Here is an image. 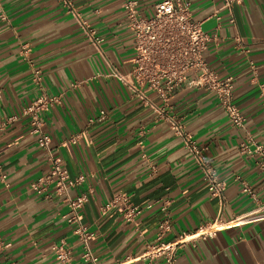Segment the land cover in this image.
<instances>
[{
  "label": "crops",
  "instance_id": "obj_1",
  "mask_svg": "<svg viewBox=\"0 0 264 264\" xmlns=\"http://www.w3.org/2000/svg\"><path fill=\"white\" fill-rule=\"evenodd\" d=\"M65 1L70 5L0 0V239L8 244L0 264H60L52 245L61 240L74 264H92L81 260L62 197L52 185L41 193L30 189L50 165L23 113L41 92L59 98L40 114L53 153L70 177H84L70 194L86 197L79 220L91 233L95 264H164L136 258L163 217L171 221L165 240L217 218L224 225L213 237L183 243L175 264H264V171L254 152L264 146V0L233 2L231 13L224 0H189L191 19L210 36L204 60L219 79L232 77L243 127L231 124L214 92L187 83L167 100L148 91L158 110L143 105L110 74L126 72L135 53L122 0ZM136 2L140 16L153 14L156 0ZM164 115L207 146L203 157L222 182L221 196L210 194ZM242 181L254 196L242 191ZM116 195L139 206L133 220L121 204L104 209Z\"/></svg>",
  "mask_w": 264,
  "mask_h": 264
},
{
  "label": "built area",
  "instance_id": "obj_2",
  "mask_svg": "<svg viewBox=\"0 0 264 264\" xmlns=\"http://www.w3.org/2000/svg\"><path fill=\"white\" fill-rule=\"evenodd\" d=\"M66 5L69 2L63 0ZM241 0H224V7L229 9L233 2ZM136 0H122V7L128 19V25L133 32L134 56L131 66L126 72L117 69L111 71L124 83L131 94L138 98L143 105L158 110L147 92H155L163 100L168 99V93L182 83L189 87H199L214 92L219 105L225 110L232 125L243 127L245 117L240 113L232 100L233 80L227 76L219 79L204 60V50L210 36L202 30L200 23L193 21L190 16L189 0H156L153 14L142 17L136 9ZM1 10V8H0ZM5 19L4 15H1ZM81 26L85 23L76 17ZM230 21H233L231 18ZM85 27V26H84ZM89 35L92 31L87 32ZM95 41V40H94ZM98 40H96L97 42ZM193 73V77L187 80V74ZM40 79L39 70L34 71L33 81L38 83ZM59 98L41 92L24 109V114L29 117L30 133L36 136V142L48 155L49 169L47 173L31 182L30 189L36 193L46 190L49 185L53 187V193L62 197L68 206V211L63 215L69 224L73 225L72 231L81 242V260L95 264L97 258L92 253L90 238L91 233L80 224L79 211L86 199L84 194L72 197L71 189L84 180L82 175L70 177L62 159L55 155L51 149V137L43 130V122L40 118L42 112L48 111ZM105 114L100 111V117ZM170 129L178 136L187 151L193 157L194 162L203 173L208 182V190L211 195L221 196L222 182L217 179L212 169L207 166L203 152L207 146L199 145L195 139L184 131L182 123L175 117L164 115ZM72 143H76L77 137H72ZM241 150H249L248 146L241 143ZM252 152V151H250ZM254 152L260 157L262 170L264 171V146L258 145ZM4 177V175H2ZM242 191L254 196L250 186L242 181ZM111 204L124 206V217L131 221L139 214L138 205L130 203L127 197L116 195L104 206L108 208ZM224 226L217 218L212 223L199 226L196 230L182 231L172 240H165L164 235L171 230V221L163 217L157 224L153 239L145 241L143 249L137 259L153 260L162 258L164 264L176 263V251L183 243L196 238L213 237L218 230ZM8 246L0 239V249ZM56 259L60 264H74L71 250L64 241L52 245ZM135 258V259H136ZM127 257L125 260H128Z\"/></svg>",
  "mask_w": 264,
  "mask_h": 264
}]
</instances>
